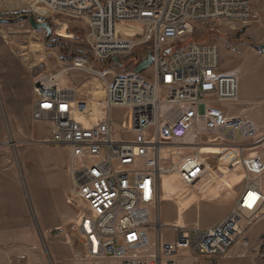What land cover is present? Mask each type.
I'll list each match as a JSON object with an SVG mask.
<instances>
[{
    "label": "built area",
    "instance_id": "built-area-1",
    "mask_svg": "<svg viewBox=\"0 0 264 264\" xmlns=\"http://www.w3.org/2000/svg\"><path fill=\"white\" fill-rule=\"evenodd\" d=\"M38 3L48 16L86 24L89 51L100 68L87 59L81 61L106 86L103 117L85 125L75 117L76 93L60 83L58 74L34 76L32 116L50 125L39 142L68 149L71 196L83 204L73 224L81 237L82 260L227 264L229 250L235 244L249 246V228L264 217V156L259 152L240 153L244 177L231 209L219 221L206 227L199 222L171 224L176 238L165 242L159 230L154 250L149 247L148 228H156L160 215L164 175L175 172L187 185L205 177L208 163L200 146L211 140L204 141V134L219 133L237 141L258 131L254 122L226 109L240 101V79L222 73L219 45L183 44L200 23L256 21L259 14L253 0ZM149 53L152 63L135 72ZM138 55L141 61L136 63ZM106 63L131 69L116 73L104 68ZM117 108L123 110L121 121L114 118ZM185 145H192L193 151L169 167L163 165L164 158L174 156L168 149ZM180 249L185 251L178 253ZM261 257L264 261V251Z\"/></svg>",
    "mask_w": 264,
    "mask_h": 264
},
{
    "label": "rangeland",
    "instance_id": "rangeland-1",
    "mask_svg": "<svg viewBox=\"0 0 264 264\" xmlns=\"http://www.w3.org/2000/svg\"><path fill=\"white\" fill-rule=\"evenodd\" d=\"M253 5L259 14L256 21L200 23L183 44L219 45L222 73L240 79V101L226 109L254 122L258 131L237 141L219 133L204 134L203 140L211 141L200 146V152L212 163L194 185L185 184L175 172L166 174L177 193H189L161 202L156 228H148L152 250L159 230L165 242L176 238L171 224L183 227L199 222L206 227L219 221L231 209L244 177L240 153L264 156V0H253ZM31 15L46 21L52 33L35 29ZM0 18V264H51L49 255L53 264H89L79 255L82 241L73 229L83 204L71 196L69 151L61 145L41 144L50 125L32 116L34 76L61 70L59 81L76 93V115L82 123L93 125L103 117L106 86L96 74L76 66V61L87 59L100 68L89 51L87 26L67 16H48L38 0H0ZM106 67L116 73L131 69L110 63ZM113 113L116 121L122 120L123 110ZM191 146L172 148L174 156L164 158L163 165L169 167L191 153ZM247 240L249 246L235 244L224 262L264 264V217L251 225Z\"/></svg>",
    "mask_w": 264,
    "mask_h": 264
},
{
    "label": "bare ground",
    "instance_id": "bare-ground-1",
    "mask_svg": "<svg viewBox=\"0 0 264 264\" xmlns=\"http://www.w3.org/2000/svg\"><path fill=\"white\" fill-rule=\"evenodd\" d=\"M133 30H136V28H131L129 31H133ZM85 63H83L82 61H76V66H80V67H83V68H85V69H87V70H90V68L89 67H86L85 65H84ZM56 74H62V72H61V70H59V71H56ZM77 103L75 102V117L80 121V122H82L81 120H80V118L76 115V108H79V106H77ZM3 108V112H4V114H5V119H6V122H7V125H9V119H8V117H7V115H6V112H5V109H4V107H2ZM174 148V147H173ZM171 149L172 148H170V149H168L170 152H171ZM202 149V148H201ZM200 149V150H201ZM17 156V155H16ZM205 160V159H204ZM209 162V163H208ZM207 163H208V169L210 168V166H211V163H210V161H207ZM210 176V175H209ZM218 176V175H217ZM216 176V177H217ZM177 177V176H176ZM171 178V177H170ZM212 178H213V175H212ZM208 179V178H207ZM174 181H173V179H169L166 175H164L163 176V194H164V196H163V198H164V200H171V199H174L175 200V198H177V196H179L180 194H184V193H189L188 191H185V192H181V193H177L176 191H175V187L176 186H174V183H173ZM176 184V183H175ZM23 185H24V189L25 190H27V187H26V183H25V180H23ZM177 189V188H176ZM170 194H177V195H175L174 197H169L168 195H170ZM39 229V228H38ZM42 237V236H41ZM43 239V238H42ZM47 250V249H46ZM48 253V252H47ZM51 255H49V260H50V263L51 264H53V260H52V258L50 257Z\"/></svg>",
    "mask_w": 264,
    "mask_h": 264
},
{
    "label": "water",
    "instance_id": "water-1",
    "mask_svg": "<svg viewBox=\"0 0 264 264\" xmlns=\"http://www.w3.org/2000/svg\"><path fill=\"white\" fill-rule=\"evenodd\" d=\"M23 17H27V15L23 16ZM29 21L31 23V25L35 28V29H41V28H45L47 30V34L50 35L52 33V28L48 25V23L46 21H39L38 19H36L35 16L31 15L28 17ZM3 20V18H0ZM114 60L119 61L118 57H114ZM152 63V54L149 53L147 58L144 59L140 64H138L135 68V72L137 73H141L143 72L150 64Z\"/></svg>",
    "mask_w": 264,
    "mask_h": 264
},
{
    "label": "trees",
    "instance_id": "trees-1",
    "mask_svg": "<svg viewBox=\"0 0 264 264\" xmlns=\"http://www.w3.org/2000/svg\"><path fill=\"white\" fill-rule=\"evenodd\" d=\"M141 61V55H138L136 58V63H139Z\"/></svg>",
    "mask_w": 264,
    "mask_h": 264
},
{
    "label": "crops",
    "instance_id": "crops-1",
    "mask_svg": "<svg viewBox=\"0 0 264 264\" xmlns=\"http://www.w3.org/2000/svg\"><path fill=\"white\" fill-rule=\"evenodd\" d=\"M180 197V196H179ZM163 200H164V198H163ZM208 226H210V225H208Z\"/></svg>",
    "mask_w": 264,
    "mask_h": 264
}]
</instances>
